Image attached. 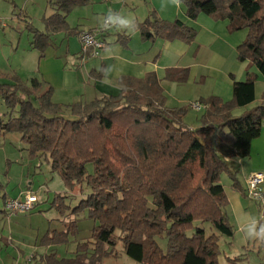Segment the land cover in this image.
<instances>
[{"label": "trees", "instance_id": "obj_1", "mask_svg": "<svg viewBox=\"0 0 264 264\" xmlns=\"http://www.w3.org/2000/svg\"><path fill=\"white\" fill-rule=\"evenodd\" d=\"M88 1L48 0L55 12L45 18L46 30L27 24L41 56L53 32L69 29L68 14ZM184 5L191 20L204 13L229 20L231 32L247 29L238 58L250 60L264 77V0H185ZM138 25L141 39L150 43H192L198 34L195 26L163 19L155 10ZM165 78L186 82L189 68H168ZM257 79L258 73L250 71L246 80H235L230 100L201 97L198 127L185 122L188 107L167 105L154 71L120 77L116 95L69 105L54 102L52 88L44 89L37 78L28 83L12 75L0 81V134L19 132L30 155L48 159L69 188H91L72 213L87 211L98 222L92 239L78 243L72 257L47 255V264H99L116 254L119 240L142 264H221V238L235 234L221 178L227 174L234 187L242 188L233 160L250 157L253 140L262 132L264 95L249 107L256 100ZM238 108L243 111L236 115ZM64 198L59 195L55 203ZM76 229L77 217L66 230L47 233L44 243H66ZM159 239L166 240V248ZM228 259L233 264L244 260L242 255Z\"/></svg>", "mask_w": 264, "mask_h": 264}, {"label": "crops", "instance_id": "obj_2", "mask_svg": "<svg viewBox=\"0 0 264 264\" xmlns=\"http://www.w3.org/2000/svg\"><path fill=\"white\" fill-rule=\"evenodd\" d=\"M109 9L134 16L138 23L145 21L155 10L163 19L174 20L179 18L195 26L198 29V34L192 43H186L180 39H157L154 43H150L141 39L139 29L132 35L113 29L106 31L101 36L107 42V46L100 55L84 59L79 32L98 28L96 18L107 13ZM54 12L55 10L52 8L50 13L48 10L45 11L42 17V27L36 26L26 14L16 13L25 22L26 29L27 24L32 22L37 29L45 31V18ZM67 21L69 29L52 33L51 43L43 56L33 46V34L29 31L32 34L30 36V53L33 56L28 64L22 63L17 54V49H20V41L16 48L11 41V54L6 60L0 61V81L5 80L7 74L17 75L28 83L33 78H37L43 82L44 89L52 88L51 98L54 102L69 105L76 102H91L104 95H116L122 89V85L119 83L120 77L125 75L144 77L148 72L154 71L164 87L167 105L175 107L171 102L169 105L167 92L176 90L175 92L184 95L190 92L189 90L197 84L199 77L198 65L202 63L200 56L207 55L204 53L208 49L213 52V57L208 59V63L204 67L208 68L212 76L209 80L204 81L206 85L203 89L210 95H217L224 100H230L234 94V81L246 80L250 71L257 72V67L250 60L241 61L238 58L237 49L245 40L248 34L247 29L231 32L229 20H216L204 13H201L196 20H191L186 15L185 5L179 11L173 7L162 11L161 0H113L111 2L89 0L87 4L75 7L68 14ZM168 68H189L188 80L177 82L166 79L165 74ZM262 79L264 78H261L258 73L256 100L249 107L258 105L263 101V96H259V84L264 88V80ZM201 97L205 96L200 93L188 98ZM64 112L69 114L70 109L65 107ZM233 164L238 169L242 188L234 187L227 174L222 175L221 182L225 186L229 201L228 213L235 228V234L233 237L224 238L225 236H223L221 238L220 263L222 256L227 264H233L228 261V258L242 255L244 260L235 264H248L249 262V264L252 262L264 264V234L259 236L247 234L248 229L252 226H255L257 231L260 230V226L264 225V214H262L260 205L246 194L248 176L254 172L264 173V121L261 135L253 140L250 157L234 159ZM27 189L32 190L31 187H26L25 190ZM23 191L24 189L17 195L5 196V202L10 197L19 196ZM4 210H6L5 206ZM2 214L9 216L7 211ZM65 229L56 231L61 232ZM58 246L60 243L46 244L45 253L40 255L35 253L31 256H35L34 259L29 257L23 264H41L43 259L51 253H56L58 258L65 257L57 249ZM20 251H8L4 254L5 264H20L22 259Z\"/></svg>", "mask_w": 264, "mask_h": 264}, {"label": "rangeland", "instance_id": "obj_3", "mask_svg": "<svg viewBox=\"0 0 264 264\" xmlns=\"http://www.w3.org/2000/svg\"><path fill=\"white\" fill-rule=\"evenodd\" d=\"M46 10L49 13L51 12L48 0H0V17L3 18L6 24L5 26L0 24V61L6 60L11 54V41H13L14 48L20 41V49H17V54L22 63H30L33 56L30 53V36L32 34L26 29L25 22L20 16L18 17L17 13L26 14L36 26L42 27V17ZM204 54L207 55L200 56V62L202 63L198 65L200 71H198L197 84L189 90L190 92H187L186 95L177 93L176 90L167 92L169 105L172 103L175 107H188L184 120L190 127L201 125L203 110L197 111L193 107V104L198 103L197 101L200 98L188 97H194L195 94L199 95L200 93L205 97L210 96L209 93L204 91L203 87L206 85L204 81L209 80L212 75L204 65L208 63L210 57H213V52L208 49ZM16 58L18 57L16 56ZM257 73L261 78H264L258 69ZM8 76L12 75L7 74L6 79ZM263 95L264 88L259 84V96ZM2 107L4 108V106ZM241 113V108L235 110L236 115ZM88 168L92 172L94 165L90 163ZM26 187H31L32 191L39 196V202L31 211H20L9 216L0 213V264H5L3 255L8 251L21 250L22 259L20 264H23L27 258L35 253L37 255L45 253L44 237L46 234L49 231L52 233L56 230L67 229L76 217L77 229L69 234L66 243H60V246L57 247L61 255L72 257L78 243L92 239L93 229L98 225V222L90 218L87 211L80 213L78 216L72 213L73 207L91 192V188L87 184L69 188L65 184L62 175L52 171L48 159L30 155L28 145L22 140L19 132L0 134V209H4L5 196L17 195ZM59 195L65 196V198L59 199L55 203ZM58 204H62L63 207L60 209ZM159 242L166 248L167 242L165 239H159ZM41 264H47V259L44 258ZM99 264L142 263L128 256L124 251L123 242L119 240L116 246V254L106 257ZM221 264H227L223 256L221 257Z\"/></svg>", "mask_w": 264, "mask_h": 264}, {"label": "built area", "instance_id": "obj_4", "mask_svg": "<svg viewBox=\"0 0 264 264\" xmlns=\"http://www.w3.org/2000/svg\"><path fill=\"white\" fill-rule=\"evenodd\" d=\"M111 2L113 0H105ZM0 24L5 25L3 18L0 17ZM106 31L99 27L95 29H86L79 32V39L82 45V57L84 59L99 56L101 51L107 46V42L101 36ZM193 107L201 108V104L194 103ZM246 194L253 201L257 202L261 210L264 211V173L254 172L247 178ZM38 202L37 194L32 190H24L17 197H10L5 202L6 211L9 215L20 211H31ZM34 257V256H33ZM31 257V259H33Z\"/></svg>", "mask_w": 264, "mask_h": 264}, {"label": "clouds", "instance_id": "obj_5", "mask_svg": "<svg viewBox=\"0 0 264 264\" xmlns=\"http://www.w3.org/2000/svg\"><path fill=\"white\" fill-rule=\"evenodd\" d=\"M185 0H161V10L166 11L170 7L179 11L184 6ZM97 22L99 28L104 31H111L115 29L118 32H124L128 35L135 34L139 25L134 16L125 15L122 12L109 9L107 13L98 16ZM118 49V47H117ZM247 234L249 236H259L264 234V225L257 231L255 226L248 229Z\"/></svg>", "mask_w": 264, "mask_h": 264}]
</instances>
